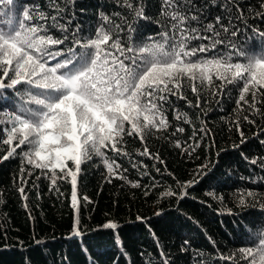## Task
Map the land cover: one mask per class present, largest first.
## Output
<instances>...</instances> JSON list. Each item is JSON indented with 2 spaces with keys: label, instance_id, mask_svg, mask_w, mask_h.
I'll list each match as a JSON object with an SVG mask.
<instances>
[{
  "label": "snow or ice",
  "instance_id": "6c2138e0",
  "mask_svg": "<svg viewBox=\"0 0 264 264\" xmlns=\"http://www.w3.org/2000/svg\"><path fill=\"white\" fill-rule=\"evenodd\" d=\"M75 2L0 0V97L6 90L16 97L14 108L0 109V151H5L0 159L21 160L18 191L25 201V173L32 175L25 166L31 165L50 180V190L58 179L70 178L72 207L78 213V176L93 156L104 165L107 182L119 179L140 187L138 180H128V169L117 159L133 155L125 147L126 137L139 140L142 150L137 155L161 164L146 144L157 134L191 156L213 134L206 121L195 125L174 101H184L205 116L202 104L209 98L219 104L235 91L230 123L240 140L233 146L247 142L244 124L257 125L256 117L264 118V0H159L154 15L146 11V0H112L114 10H98V23L87 33L79 22L73 26ZM145 24L157 30L148 33ZM183 125L192 129L186 140L181 139ZM260 164L264 166V157ZM131 166L147 167L143 161ZM207 167L201 165L197 175H204ZM194 183L198 181L179 185L181 198ZM161 195L177 193L166 189ZM207 195L223 200L213 192ZM236 196L238 206L254 202L264 213V194L241 189ZM103 227L116 229L117 224ZM80 234L77 216L72 235ZM241 235L246 243L230 252L207 237L212 259L264 264V217L249 220ZM158 248L163 264H170L169 253ZM189 248L185 239L181 251ZM196 255L204 253L197 249Z\"/></svg>",
  "mask_w": 264,
  "mask_h": 264
},
{
  "label": "trees",
  "instance_id": "16d2710c",
  "mask_svg": "<svg viewBox=\"0 0 264 264\" xmlns=\"http://www.w3.org/2000/svg\"><path fill=\"white\" fill-rule=\"evenodd\" d=\"M246 2L255 4L256 0ZM146 3V11L154 15L159 0ZM98 10L113 11L112 0H76L73 26L79 22L86 33L94 29ZM145 30L152 33L157 29L145 24ZM188 96L194 103L190 92ZM235 96L233 91L231 96L220 98L219 104L209 98L207 105L202 104L207 110L205 116L184 101H174L195 125L199 126L201 119L206 121L213 134L191 156L157 134L149 137L146 144L160 156L164 162L161 164L137 155V150H142L139 140L126 137L125 147L133 155L117 159L128 169L125 173L128 180L140 182L138 188L119 179L107 182L106 170L98 157L82 164L77 183L78 213L72 207L70 178L58 179L50 190V180L41 175V170L26 165L32 175L25 173L28 180L24 185L25 201L18 191L21 160L0 159V264H163L158 244L169 253L170 264H197L200 260L204 264H220L212 259L213 249L207 237L211 236L219 249L230 252L246 243L241 233L248 221L264 217L259 204L252 206L254 202H250L247 207H240L236 196L241 189L264 194V166L260 164V158L264 157V145L260 143L264 139L261 131L264 118L256 117L257 125L244 124L248 140L235 148L233 145L240 140L230 123L234 119ZM15 104L16 97L6 90L0 97V109L10 110ZM169 120L175 124L171 113ZM183 126L186 131L181 139L186 140L192 129ZM213 140L214 146L209 147ZM4 154L5 151H0V157ZM108 155L111 157L112 153ZM252 159H257V164H251ZM140 161L147 167L131 166L132 162ZM205 164L208 167L203 169L204 175H197ZM194 179L198 183L181 198L179 185ZM166 189L177 195L162 197ZM208 192L222 196L223 200L207 195ZM77 216L81 233L78 236L72 235ZM108 222H115L117 228L103 227ZM185 239L190 241L188 252L181 251ZM197 249L204 255L197 256Z\"/></svg>",
  "mask_w": 264,
  "mask_h": 264
},
{
  "label": "bare ground",
  "instance_id": "6f19581e",
  "mask_svg": "<svg viewBox=\"0 0 264 264\" xmlns=\"http://www.w3.org/2000/svg\"><path fill=\"white\" fill-rule=\"evenodd\" d=\"M192 230V229H191ZM53 263V262H52Z\"/></svg>",
  "mask_w": 264,
  "mask_h": 264
}]
</instances>
